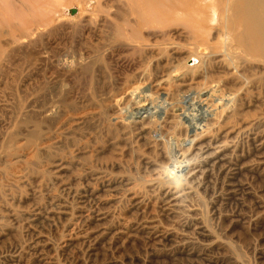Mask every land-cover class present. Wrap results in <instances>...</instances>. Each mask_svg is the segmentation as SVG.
I'll use <instances>...</instances> for the list:
<instances>
[{
    "label": "rangeland",
    "instance_id": "374dc122",
    "mask_svg": "<svg viewBox=\"0 0 264 264\" xmlns=\"http://www.w3.org/2000/svg\"><path fill=\"white\" fill-rule=\"evenodd\" d=\"M72 1L29 2L47 28L9 48L0 0V264H264V65L218 64L210 0L56 21Z\"/></svg>",
    "mask_w": 264,
    "mask_h": 264
},
{
    "label": "bare ground",
    "instance_id": "6f19581e",
    "mask_svg": "<svg viewBox=\"0 0 264 264\" xmlns=\"http://www.w3.org/2000/svg\"><path fill=\"white\" fill-rule=\"evenodd\" d=\"M11 1L22 12L23 16L25 17V20L22 25L23 27L19 26L18 23H15L14 21L6 22L7 27L5 30L6 33L4 34V36H6L5 45L9 48H15L16 46L25 44L28 40H31L30 36L31 38L35 36L41 30V28L45 29L47 27L45 25V21L40 19L35 20L36 18L31 17L33 11L31 9L32 7L30 6V4L28 5V3L29 2L39 3L40 0H11ZM47 1L49 0H44V3L47 4ZM96 1L97 0H73L70 6L64 9L65 13L63 11L61 12L63 13V15L62 14L58 15V20L56 21L63 20L73 23V21H75L76 18H79V14L82 12L81 5L83 7V5L88 6L93 3L96 4ZM196 1L197 0H163L165 4L168 5L169 3V7H171L170 11H172L171 13L174 15L176 14L177 16H178L177 10L182 11V13L184 14L183 16H189V9L193 7ZM115 2L117 4L116 7L119 8L120 11H122L123 15L125 17L127 16L129 19L132 20V21L125 20L126 18L124 19L123 21L124 24L129 25L131 22L133 23L134 20L138 19V17L141 14L142 6L146 5L149 2L156 3V0H115L114 3ZM210 2H211V6H210L211 12H212L211 21H215L216 23V26L211 28V30L214 31V33L211 34L212 35L211 37H228V42L225 48H223L224 49L223 56L220 57L218 64L221 67H224L226 71L227 70L232 71V73L235 76H237L239 71L243 69V66L249 62H254V63L256 62L264 65V0H210ZM97 3H99L97 5H100V2L97 1ZM95 7L99 8V6H95ZM116 7L114 6V8ZM204 9L205 8H202L200 11L198 10L196 11L198 13V12H202ZM97 11L98 9L96 10V13H98ZM100 12H103V10H100ZM51 14L52 16H54V14L56 13L53 12ZM81 14L84 13L82 12ZM95 16L96 15H94V17ZM80 19H82L80 22L87 26L90 24L92 18L91 19L80 18ZM53 20H55L54 17H52L51 21ZM93 22H95V20ZM106 22L107 21H105V23ZM203 22H204L203 20L200 21V23L202 24ZM105 23L102 24L105 25ZM194 23L195 26L193 25V27L194 28L196 27V30L194 31L200 32L204 29V25L198 22H194ZM99 24L101 23L99 22ZM125 33L127 32L125 31ZM4 54H5V50H3L0 45V60ZM213 56L214 54H212L211 52L205 53L204 51H198L197 48H195L189 55L190 58L195 57L198 60L197 64L199 65L197 67H202L201 62L203 59L208 57L210 59ZM189 59H187L186 62H188ZM197 67L186 66L185 67L186 69L185 68L184 69L185 71L189 72V71H193V69L195 68L197 69ZM166 79L169 80L170 77L167 76ZM57 112H58V108H55L54 106L46 111L44 110L43 115L45 118L46 117L50 118V116L54 117V115H56Z\"/></svg>",
    "mask_w": 264,
    "mask_h": 264
},
{
    "label": "water",
    "instance_id": "95a60500",
    "mask_svg": "<svg viewBox=\"0 0 264 264\" xmlns=\"http://www.w3.org/2000/svg\"><path fill=\"white\" fill-rule=\"evenodd\" d=\"M69 13H72V12H69Z\"/></svg>",
    "mask_w": 264,
    "mask_h": 264
}]
</instances>
